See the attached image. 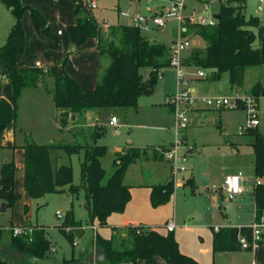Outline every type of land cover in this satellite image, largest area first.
I'll use <instances>...</instances> for the list:
<instances>
[{"label": "rangeland", "instance_id": "rangeland-1", "mask_svg": "<svg viewBox=\"0 0 264 264\" xmlns=\"http://www.w3.org/2000/svg\"><path fill=\"white\" fill-rule=\"evenodd\" d=\"M29 1L33 4L31 7L37 9L45 18L50 33L61 31L62 35L57 37L59 48H53L52 39L48 38L45 30L37 32L29 12H25L26 21L24 22L23 17V22L29 43L17 57V61L41 68L57 65L59 75L66 74L76 80L82 88L89 90L94 87L99 59L93 51H85L91 41H86L77 50L70 41L67 27L75 21L77 5L82 6L81 16L93 15L102 24L112 27L129 23L127 19L118 17L119 13L128 12L149 18L151 13L167 7L170 2L181 3L183 0H98L95 10L88 7L91 0ZM203 4L211 5V8L201 14ZM258 6L261 10H257ZM192 8L199 17L209 18L217 12L218 3L215 0H186L184 13H189ZM244 16L246 20L250 17L259 18L264 27V1L246 0ZM10 18L12 21V17ZM11 27L0 17V47L5 45ZM139 30L149 41L162 43L167 48L174 42L191 36L190 46L180 55L181 62L195 55L201 56L205 49V41L201 36L195 35L193 29L192 33L178 35V22L173 19L169 20L163 29H155L149 22L147 26H140ZM77 51L79 52L76 53ZM64 57L66 60L63 62ZM102 65L104 68L107 60H103ZM180 69L183 72V80L178 77L177 67L163 69V76L158 79L152 92L141 95L136 108L101 109L89 115L90 123H97L103 128V136L97 142L107 149L100 160L105 172L103 185L114 173L118 158L128 147L145 151L134 164L128 166L122 178V185L130 189V198L124 211L112 214L105 227H100L96 221H93L92 225L98 227L97 235L103 239L128 238L126 229L129 227L138 225L144 228H158L164 227L167 221L174 220L177 228L173 234L179 243L180 252L199 264H253L247 250L214 252L212 248L215 228L226 224L225 213L237 222H254L251 192L256 179L253 150L249 145L252 138L245 131L247 112L245 109L206 108L200 103H195L183 112L188 121L187 129L178 130L172 100L174 96L182 93H189L196 100L254 96L259 120L257 130L264 136V65L248 67L240 89L230 84L227 73L222 74L218 80H211L208 70L186 66ZM200 71L208 77L199 79ZM140 74L143 78L147 76L144 69L140 70ZM256 85L260 88L254 95L252 89ZM45 87H53L52 77H48L38 89H29L22 93L18 105L17 143L23 144L25 135L30 136L38 145L56 141L72 142L68 133L59 131L55 119L57 111L46 94ZM113 117L118 119L117 128L111 126ZM236 149H239V152ZM154 151L158 152L157 159H154ZM170 152L174 155V160L167 159L166 155ZM11 162L17 165L13 149L0 148V176L3 166ZM58 162L72 168V184L79 186L83 152L71 156L61 153ZM172 170L174 186L169 201L153 206L148 188L163 185ZM229 176L240 177L241 193L234 200L227 198L223 188L224 179ZM188 180H192V183L185 184ZM258 180L264 184V178ZM15 181L17 200L14 206L2 212L3 202L0 201V245L3 247V253H8L6 247L12 228L26 218L31 225L44 227L50 250L54 249L51 256L55 262L61 263L64 259L77 257L81 252L93 254V240L96 234L91 230V221L85 210V204L88 202L83 191L77 190L73 194H47L39 199H29L24 188L20 186L19 170ZM71 204L73 218L77 223L70 233L72 241H69L64 232L66 230L60 231V227L65 222ZM24 207L27 208L26 216ZM57 213L61 214L60 219L56 217ZM9 257L16 259L13 254ZM160 260L167 264L163 259ZM153 262L144 260L137 264H155Z\"/></svg>", "mask_w": 264, "mask_h": 264}, {"label": "trees", "instance_id": "trees-1", "mask_svg": "<svg viewBox=\"0 0 264 264\" xmlns=\"http://www.w3.org/2000/svg\"><path fill=\"white\" fill-rule=\"evenodd\" d=\"M0 3L10 9L13 16V25L7 41L0 47V135L9 125L16 127L18 105L23 91L35 89L44 84L48 77H52L53 88L45 87L46 92L57 111L56 122L59 131L68 133L72 138L69 143L56 141L45 145H38L30 136L25 138L21 147L24 152V191L29 199H39L47 194H73L77 190L83 191L88 202L85 207L91 224L96 221L100 227H105L112 214L124 211L130 192L128 186L122 185V178L128 166L134 164L145 151L128 147L118 158L114 173L103 185L105 172L100 160L107 149L97 144L103 136V128L97 124L92 127L83 126L84 116L88 112L101 109L136 108L138 98L150 94L158 79L163 76V69L171 67L168 48L162 43L149 41L137 27H105L92 16L83 17L80 15L82 6L77 5L75 23L67 27L71 43L81 46L87 40L94 39L99 57L101 60H107L104 68L99 65L94 88L82 91L73 78L66 74H57V65L41 68L17 62V57L29 43L23 27L25 12H29L37 32L45 30L53 39V48L58 49L59 42L56 36L49 32L45 18L37 9L23 5L20 0H0ZM245 3L246 0H227L225 3H219L216 12L219 19L215 26L191 27L195 35L201 36L205 41V49L201 56H192L183 61L182 65L210 71L211 80H218L222 74L227 73L230 84L236 89L242 88L246 69L264 65V27L257 17L246 20ZM65 60L66 57L62 59L63 62ZM141 69L145 70L146 78L141 76ZM4 80L11 85L12 103L1 96ZM259 88L258 85L254 86L252 93L256 95ZM72 116L75 118L73 122ZM245 131L252 138L249 145L253 150L256 179L252 198L254 221L258 222L261 218L264 219V184H257L258 179L264 178V136L257 128H246ZM81 152V183L74 186L72 168L59 163L58 160L61 153L71 156ZM157 158L158 152L154 151V159ZM14 179L15 164L6 163L1 169L0 201L5 203L7 208H12L17 200ZM190 182L192 183V180ZM190 182L188 180L185 184ZM173 186L174 176L171 171L166 183L151 187V204L159 206L167 203ZM219 194L221 195V192ZM26 213L27 208L24 207L25 216ZM76 223L71 204L60 231L72 229ZM18 227L32 228V232L27 236H16L10 232L7 254L3 253V247L0 245V264H137L153 257H159L167 264H199L180 252L173 232H158V229L164 227H129L126 229L128 238L103 239L96 234L93 240V254L81 252L77 257L72 256L61 263L55 262L51 256L44 227L33 226L26 218ZM64 232L68 240L72 241L71 234ZM239 234L250 241L251 226L219 228L218 232L213 234V251L240 250L237 240ZM1 236L0 229V239ZM11 254L15 255L16 259H11Z\"/></svg>", "mask_w": 264, "mask_h": 264}, {"label": "built area", "instance_id": "built-area-1", "mask_svg": "<svg viewBox=\"0 0 264 264\" xmlns=\"http://www.w3.org/2000/svg\"><path fill=\"white\" fill-rule=\"evenodd\" d=\"M97 1L98 0H91L88 3V7L90 10L97 9ZM152 1V0H149ZM185 1L183 0L181 3L170 2L167 7L162 8L158 12L151 13L150 17L147 18L145 16H141L139 14L132 15L128 12L119 13L121 18L127 19L129 23L127 26L130 27H137L140 26H147L150 22L151 26L155 29H163L166 23L173 19L178 22V35L192 33L191 27H213L216 25L217 21L213 18L216 13L210 16L209 18L206 17H199L195 13V9L192 8L189 13H184L185 10ZM218 4L225 3L227 0H215ZM211 5H202L201 14H204L205 11L210 10ZM245 9V4H244ZM257 10H261V7L258 6ZM105 27H108L103 23ZM61 31H57V35H60ZM189 45V38L174 42L169 51V58H170V66H175L179 69L178 77L183 80V72L180 69L183 65L181 62L180 55L181 53L188 48ZM199 79H204L208 77L207 74L200 71L198 73ZM172 103L175 105L174 114L176 116V120L178 121L177 128L178 130H185L187 129V118L184 116V109L190 108L195 103H200L204 105L206 108H215V109H228V110H236V109H245L247 112V124L246 128L252 129L257 128L259 124L258 120V111H257V103L253 96L246 97V98H233L231 96L223 97L215 100L210 99H201L196 100L193 99L189 93H182L178 96H174ZM118 119L113 117L111 120V126L117 128ZM169 151V150H168ZM167 151V152H168ZM166 152V153H167ZM168 160H174V155L172 152L168 153L167 155ZM173 175H174V170ZM260 184V182H257ZM223 188L226 190L227 198L229 200H234L236 196L241 193V186H240V177L239 176H229L224 179ZM57 218H61V214H56ZM251 238L250 241L243 235L239 234L237 240L239 242L240 248L243 250L253 249L255 248L260 242L264 240V219L261 218L258 222H253L251 225ZM164 229L166 232H174L175 230V223L173 220H169L166 222ZM91 230L95 233L97 230L96 226H91ZM219 228H215V232H218ZM72 229L67 228L66 232L71 233ZM11 232L13 235L16 236H27L32 232V228L26 227H14L12 228ZM75 245V243L73 242ZM54 249H51L53 252Z\"/></svg>", "mask_w": 264, "mask_h": 264}, {"label": "crops", "instance_id": "crops-1", "mask_svg": "<svg viewBox=\"0 0 264 264\" xmlns=\"http://www.w3.org/2000/svg\"><path fill=\"white\" fill-rule=\"evenodd\" d=\"M20 2L23 4V5H27V6H31V5H33L29 0H20ZM91 16V15H90ZM90 16H86V17H90ZM0 17H1V20L3 19V21L7 24L8 23V25H9V27H11L12 25H13V16H12V14H11V10L10 9H8L7 7H5L4 5H2L1 3H0ZM10 17H12V21H11V18ZM23 17H24V15H23ZM26 17V16H25ZM24 17V22L26 21V18ZM92 17H94L93 15H92ZM118 17H120L119 16V14H118ZM95 18V17H94ZM121 18V17H120ZM8 19H10L9 21H8ZM31 19V18H30ZM76 19V18H75ZM96 19V21L98 22V23H100V24H102L101 22H99L98 21V19L97 18H95ZM24 22H23V27H24ZM74 23H75V21H74ZM73 23V24H74ZM72 26V25H71ZM124 26H127V25H124ZM48 29H49V26H48ZM24 31H25V28H24ZM254 32H256L255 30H253ZM50 32V31H49ZM25 35H26V33H25ZM52 35H54V36H56V38L58 37V36H60V35H62V33L60 34V35H57V32H56V34H52ZM192 35V34H191ZM48 36V35H47ZM48 38H49V36H48ZM52 39V38H51ZM189 39H191V36L189 37ZM52 41H53V39H52ZM87 41H91V44H89L88 46V48L85 50V51H93L94 53H96L97 55H98V52H97V50L95 49V47H96V41L94 40V39H89V40H87ZM255 44H257V42L255 43ZM73 45V44H72ZM82 46V45H81ZM74 47H75V49L77 50V48H79L80 46H75L74 45ZM26 48V47H25ZM79 51H77L76 53H78ZM98 59H99V61H98V67H97V71H96V75H97V72H98V70H99V65H102L103 64V60H101V58L99 57V55H98ZM18 63H24L25 65H27L26 64V62H19V61H17ZM102 62V63H101ZM101 63V64H100ZM27 66H29V65H27ZM30 67H33V66H30ZM58 74V73H57ZM59 75V74H58ZM60 75H63V74H60ZM76 81V80H75ZM95 82H96V79H95ZM78 83V82H77ZM53 84H54V80H53ZM79 84V83H78ZM80 86V85H79ZM94 86H95V83H94ZM40 87V85L37 87V88H35V89H38ZM53 88V87H52ZM80 88H81V90L82 91H89V90H92V89H89V90H85L84 88H82L81 86H80ZM48 89H51V88H48ZM29 90V89H28ZM27 90V91H28ZM26 91V90H25ZM46 92V91H45ZM23 93H24V91H23ZM46 94H47V92H46ZM35 95H38V94H35ZM1 96L6 100V101H8L9 103H12V91H11V85L8 83V81H6V80H4L3 81V84H2V89H1ZM43 96V95H42ZM48 96V95H47ZM49 97V96H48ZM49 99L51 100V98L49 97ZM49 100V101H50ZM52 101V100H51ZM53 103V102H52ZM54 105V104H53ZM49 110H50V108H49ZM90 114H92V112H88V113H86V115L84 116V123H83V126H85V127H92V126H94L95 124H97V123H90L89 122V120H90V117H89V115ZM56 115H57V112H56ZM55 119H56V116H55ZM57 123V122H56ZM98 125V124H97ZM17 127H18V123H17V125H16V127H14L13 125H9L8 127H6L5 128V130L2 132V134L0 135V148H6V149H13V153H14V155H15V158H16V160H17V165L15 166V179H16V174H17V171L19 170V181H20V186H22L23 187V165H24V152H23V150L21 149V147L23 146V144L25 143H23V144H21V143H17V141H16V138H17V136H16V129H17ZM58 128H59V126H58ZM23 130H25V129H23ZM21 131H22V129H21ZM25 138H26V135H25ZM237 150V152H239L238 150L239 149H236ZM60 158H61V155H60ZM162 160V159H161ZM61 162V161H60ZM170 174H171V172H170ZM170 176V175H169ZM169 178V177H168ZM15 179H14V184H15ZM167 181V180H166ZM258 182H260V181H258ZM166 183V182H165ZM261 183V182H260ZM148 188V187H147ZM15 194L17 195V189H16V186H15ZM149 189V191L151 192V188L149 187L148 188ZM252 191H253V188H252ZM129 192H130V189H129ZM251 194H252V192H251ZM27 195V194H26ZM221 195H222V193H221ZM28 197V196H27ZM252 200H253V198H252ZM253 204H254V202H253ZM7 208V207H6ZM86 210V209H85ZM225 215L227 216L226 218H227V221H226V224L224 225V226H221V227H219V228H224V229H226V228H239V227H242V226H249L251 223H243V222H241V221H235V219L232 217V218H230V216L228 215V213H225ZM254 217V216H253ZM108 220V219H107ZM197 220V219H196ZM22 221H23V219H22ZM21 221V222H22ZM174 221V220H173ZM21 222L20 223H18V224H16L15 226H18V225H20L21 224ZM175 223V222H174ZM93 224V223H92ZM92 224H91V226H92ZM95 226V225H94ZM138 226V225H137ZM97 227V226H96ZM142 227H144V226H142ZM157 228V227H156ZM158 228H160V227H158ZM176 228H177V225H176V223H175V230H176ZM150 229H153V228H150ZM163 230L164 229H158V232L159 233H161V234H166L167 232H163ZM174 230V231H175ZM97 231H98V227H97V230L95 231V234H97ZM214 233H216V232H214ZM213 233V234H214ZM176 239V238H175ZM177 241V240H176ZM177 243H178V241H177ZM178 246H179V243H178ZM212 248H213V237H212ZM241 249V248H240ZM179 250H180V248H179ZM250 252V257L252 258V260H253V264H264V240L262 241V242H260L255 248H253L251 251H249ZM161 258H159V257H153V258H151V259H149V260H147V261H154L153 263H155V264H163V261L162 260H160ZM140 262V261H139ZM138 262V263H139Z\"/></svg>", "mask_w": 264, "mask_h": 264}, {"label": "water", "instance_id": "water-1", "mask_svg": "<svg viewBox=\"0 0 264 264\" xmlns=\"http://www.w3.org/2000/svg\"><path fill=\"white\" fill-rule=\"evenodd\" d=\"M214 19L218 20L219 19V16L218 15H214L213 16ZM146 78V76H145ZM264 96V93L262 94ZM75 120L74 116L71 117V122H73ZM86 209V207H85ZM6 210V205L5 203H2V208H1V211L4 212ZM197 219V218H196Z\"/></svg>", "mask_w": 264, "mask_h": 264}]
</instances>
